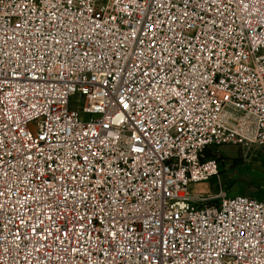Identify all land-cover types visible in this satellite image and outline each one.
<instances>
[{"label":"built area","instance_id":"obj_1","mask_svg":"<svg viewBox=\"0 0 264 264\" xmlns=\"http://www.w3.org/2000/svg\"><path fill=\"white\" fill-rule=\"evenodd\" d=\"M225 144L264 147V0H0V264H264V199L193 189Z\"/></svg>","mask_w":264,"mask_h":264},{"label":"rangeland","instance_id":"obj_2","mask_svg":"<svg viewBox=\"0 0 264 264\" xmlns=\"http://www.w3.org/2000/svg\"><path fill=\"white\" fill-rule=\"evenodd\" d=\"M208 157L219 163L218 174L193 187L206 194L224 190L228 196L249 195L264 199V147L239 149L225 144L210 149Z\"/></svg>","mask_w":264,"mask_h":264},{"label":"snow or ice","instance_id":"obj_3","mask_svg":"<svg viewBox=\"0 0 264 264\" xmlns=\"http://www.w3.org/2000/svg\"><path fill=\"white\" fill-rule=\"evenodd\" d=\"M69 3H71V0H69ZM241 235H242V233H241Z\"/></svg>","mask_w":264,"mask_h":264},{"label":"crops","instance_id":"obj_4","mask_svg":"<svg viewBox=\"0 0 264 264\" xmlns=\"http://www.w3.org/2000/svg\"><path fill=\"white\" fill-rule=\"evenodd\" d=\"M201 185V184H200ZM202 186V185H201Z\"/></svg>","mask_w":264,"mask_h":264}]
</instances>
